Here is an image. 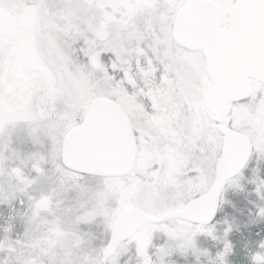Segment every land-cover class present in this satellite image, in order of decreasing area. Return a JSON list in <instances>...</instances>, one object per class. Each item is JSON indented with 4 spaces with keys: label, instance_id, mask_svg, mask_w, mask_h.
I'll use <instances>...</instances> for the list:
<instances>
[{
    "label": "snow or ice",
    "instance_id": "6c2138e0",
    "mask_svg": "<svg viewBox=\"0 0 264 264\" xmlns=\"http://www.w3.org/2000/svg\"><path fill=\"white\" fill-rule=\"evenodd\" d=\"M0 264H264V0H0Z\"/></svg>",
    "mask_w": 264,
    "mask_h": 264
}]
</instances>
